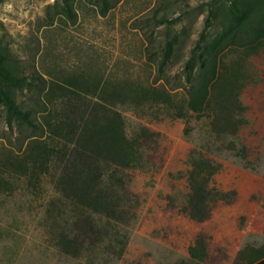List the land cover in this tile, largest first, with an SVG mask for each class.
Returning <instances> with one entry per match:
<instances>
[{
    "label": "rangeland",
    "instance_id": "374dc122",
    "mask_svg": "<svg viewBox=\"0 0 264 264\" xmlns=\"http://www.w3.org/2000/svg\"><path fill=\"white\" fill-rule=\"evenodd\" d=\"M64 1L0 0V46L27 75L39 77L36 83L45 84L40 96L28 89L16 94L36 110L37 122L46 125L49 114L36 101L49 104L45 93L53 83L78 85L91 104L97 97L82 89L107 80L163 86L175 100L187 99L186 62L205 27L208 4L216 0H112L116 5L106 16L95 0H69L75 20L67 18ZM161 9L176 24L167 28L153 20ZM220 32L211 30L213 37ZM168 33L178 42L161 69ZM222 56L227 63H242L247 77L236 135L218 134L207 115L189 111L177 118L163 104L116 105L140 156L132 169L105 166V178L116 177L118 219L65 198L56 187L59 164L33 176L31 148L38 140L29 141L33 132L27 127L8 125L0 109V264H240L241 250L263 246L264 45L252 56L231 48ZM57 99L51 98L61 111ZM56 118L51 115L54 123ZM46 131L43 141L58 145ZM199 160L219 166L209 183L216 196L204 222L192 219L189 210L190 170ZM66 238L82 245L78 255L65 252ZM198 241L206 248L203 263L189 255Z\"/></svg>",
    "mask_w": 264,
    "mask_h": 264
},
{
    "label": "trees",
    "instance_id": "16d2710c",
    "mask_svg": "<svg viewBox=\"0 0 264 264\" xmlns=\"http://www.w3.org/2000/svg\"><path fill=\"white\" fill-rule=\"evenodd\" d=\"M65 13L69 20L77 14L73 4L65 0ZM99 12L106 16L115 7L112 0H95ZM160 25L172 26L176 19H170L167 10L156 11L152 16ZM221 28L214 37L211 30ZM166 46L161 49V69L173 56V43L178 37L167 34ZM264 45V0H226L212 1L208 4L205 27L186 62L185 101L175 100L176 94L163 86H142L135 83H114L110 80L97 82L82 90L97 97L94 104L87 101L79 92V87L71 89L53 83L45 96L51 105H43L46 125L37 122L36 110L25 106L17 99V93L25 89L45 92L44 83H36L39 77H30L20 67L10 50L0 46V109H4L7 124L25 126L32 135L30 142L37 141L31 148L30 156L33 176L47 172L51 163L60 165L57 190L77 206L93 214L108 219H118L120 199L116 195L115 175L105 178V166L132 169L140 161L139 145L136 140L126 136L125 124L116 105L140 107L145 104H163L175 110L177 118H184L191 111L198 116L207 115L213 129L218 134L236 135L241 126L242 105L239 95L247 77L239 62L227 63L223 52L229 48L243 51L246 57L252 56ZM154 53V52H153ZM155 54V53H154ZM43 80V79H41ZM42 82H45L44 80ZM78 88V89H77ZM61 100L62 109L58 111L51 98ZM41 99V98H40ZM56 102V101H55ZM56 111V112H55ZM56 115V122L51 120ZM53 133L58 145H47L44 135ZM40 142V143H39ZM219 172V166L209 161L199 160L190 170L189 197L190 216L197 222L209 218L211 203L216 194L209 189V183ZM0 183V187H1ZM61 246L66 253L78 255L82 245L66 238ZM191 259L203 263L207 257L202 241L189 248ZM264 260V245L259 248L247 247L238 253L240 264H261Z\"/></svg>",
    "mask_w": 264,
    "mask_h": 264
}]
</instances>
